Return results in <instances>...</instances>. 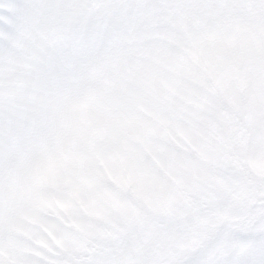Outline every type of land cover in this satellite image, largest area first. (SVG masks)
Here are the masks:
<instances>
[{"label":"snow or ice","instance_id":"6c2138e0","mask_svg":"<svg viewBox=\"0 0 264 264\" xmlns=\"http://www.w3.org/2000/svg\"><path fill=\"white\" fill-rule=\"evenodd\" d=\"M0 264H264V0H0Z\"/></svg>","mask_w":264,"mask_h":264}]
</instances>
